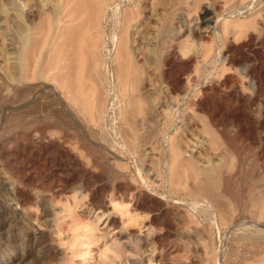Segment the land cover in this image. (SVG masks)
Here are the masks:
<instances>
[{"label":"rangeland","instance_id":"374dc122","mask_svg":"<svg viewBox=\"0 0 264 264\" xmlns=\"http://www.w3.org/2000/svg\"><path fill=\"white\" fill-rule=\"evenodd\" d=\"M1 182L20 264H264V0H0Z\"/></svg>","mask_w":264,"mask_h":264},{"label":"bare ground","instance_id":"6f19581e","mask_svg":"<svg viewBox=\"0 0 264 264\" xmlns=\"http://www.w3.org/2000/svg\"><path fill=\"white\" fill-rule=\"evenodd\" d=\"M169 2V1H168ZM167 1H166V3H168ZM172 2V1H171ZM173 3V2H172ZM146 4V3H145ZM165 4V3H164ZM147 5V4H146ZM145 5V6H146ZM168 5V4H167ZM167 5H164V7H166ZM176 5V4H175ZM139 6V5H138ZM137 7V6H136ZM141 7V6H140ZM168 7V6H167ZM141 9V8H140ZM143 9H145V8H143ZM142 9V10H143ZM153 9V8H152ZM141 10V11H142ZM162 10V9H161ZM175 10H176V7H175ZM172 11V10H171ZM170 11V12H171ZM156 12V11H155ZM169 12V13H170ZM175 13V12H174ZM135 14H136V12H135ZM141 14V13H140ZM157 14V13H156ZM165 15V14H164ZM126 16V15H125ZM140 16V15H139ZM163 16V15H162ZM155 17H159V16H155ZM134 17H133V14H132V12L130 13V14H128L126 17H125V23H126V25L129 27V23L131 22V20L133 19ZM148 18H149V16H148ZM147 18V19H148ZM136 19H137V17H136ZM176 19H177V17H176ZM146 20V19H145ZM151 20V19H150ZM150 20H148V21H150ZM164 20V19H163ZM134 21V20H133ZM135 21H139V19L138 20H135ZM155 21V20H154ZM159 21V20H158ZM162 21V20H161ZM168 21V20H167ZM175 21V20H174ZM174 21H172V22H174ZM151 22V21H150ZM157 22V21H156ZM170 22V21H169ZM176 22V21H175ZM147 24V23H146ZM160 24V23H159ZM162 24V23H161ZM167 24V23H166ZM150 25V24H149ZM156 25V24H155ZM165 25V24H164ZM168 25V24H167ZM148 26V25H147ZM151 26V25H150ZM179 26V25H178ZM183 26V25H182ZM128 27H126L127 29H128ZM132 27V26H131ZM134 27V26H133ZM142 27V26H141ZM145 27V26H144ZM155 28V27H154ZM162 28V27H161ZM126 29V30H127ZM163 29V28H162ZM125 30V29H124ZM149 30V29H148ZM173 30V29H172ZM141 31V30H140ZM139 31V32H140ZM181 31H182V29H181ZM157 33H158V31H156ZM160 32V31H159ZM164 32V31H163ZM179 32V31H178ZM123 33H124V31H123ZM126 33H127V31H126ZM129 33V32H128ZM131 33V32H130ZM145 33V32H144ZM147 33H149V32H147ZM125 34V33H124ZM177 34V33H176ZM123 35V34H122ZM149 35V34H148ZM158 35V34H157ZM21 36V35H20ZM156 36V35H155ZM167 36V35H166ZM172 36H175V35H172ZM179 36V35H178ZM122 38H121V46H122V50H123V52H124V56H125V65H126V67H127V69H129V71H130V69H131V65L133 64V65H135L134 63H133V61H135V57L134 56H136V55H134L133 54V48H132V44H130V42H129V38H128V36L126 35H124V36H121ZM169 37V36H168ZM23 38V37H22ZM137 38V37H136ZM154 39V38H153ZM159 39V38H158ZM161 39V38H160ZM157 40V39H156ZM166 40V39H165ZM164 40V41H165ZM170 40H171V38H170ZM176 40V39H175ZM134 41H135V39H134ZM163 41V40H162ZM167 41V40H166ZM165 41V42H166ZM136 42H137V39H136ZM144 42V41H143ZM160 42V41H159ZM140 43V42H139ZM163 43V42H162ZM162 43H161V46H162ZM172 43V42H171ZM24 46L23 47H25L26 49H27V46H28V38L26 37L25 38V36H24V38H23V43H22ZM143 44V43H142ZM146 44V43H145ZM169 44V43H168ZM174 44V43H173ZM149 45V44H148ZM159 45V44H158ZM120 46V47H121ZM143 46V45H142ZM31 47V46H30ZM119 47V48H120ZM171 47H173V46H171ZM32 48V47H31ZM161 48V47H160ZM169 48V47H168ZM121 49V48H120ZM119 49V50H120ZM148 49V48H147ZM150 49V48H149ZM148 49V50H149ZM158 49V48H157ZM23 50V49H22ZM151 50V49H150ZM153 50V49H152ZM142 51H144V50H142ZM145 51H147V50H145ZM156 51V50H155ZM154 51V53H156ZM22 52V51H21ZM25 52V51H24ZM32 52V53H31ZM29 54H28V56L25 54V53H23V54H21V53H19L18 52V55H17V60H20V65H19V68H20V73H21V71H22V77H24L25 76V78H31L32 80L33 79H35L36 78V82H37V79L39 80V81H42L41 80V78H43L44 77V74H43V72H38V73H36V72H28V70H30V65H32L35 61H36V59H37V56H39L40 55V53L38 54L37 52H34V51H31ZM162 52V51H161ZM148 53H150V52H148ZM160 53V52H159ZM165 53V52H164ZM25 54V55H24ZM31 54V55H30ZM167 54V53H166ZM142 55V54H141ZM153 55V54H152ZM156 55H157V53H156ZM162 55V54H161ZM143 56V55H142ZM146 55L144 54V57H145ZM159 56V55H158ZM157 56V57H158ZM160 57V56H159ZM163 58V57H162ZM123 59H124V57H123ZM149 59V58H148ZM157 59V58H156ZM160 59V58H159ZM154 60V59H153ZM22 61V62H21ZM150 61V60H149ZM135 62H137V60L135 61ZM148 62V61H147ZM154 62V61H153ZM162 62V61H161ZM18 63V62H17ZM84 64V63H83ZM149 64V63H148ZM156 64H157V62H156ZM86 65H87V62H86ZM124 65V66H125ZM141 65V64H140ZM150 66H152V62H151V65ZM18 67V66H17ZM138 67V66H137ZM142 67V66H141ZM125 68V67H124ZM143 68V67H142ZM132 69H133V66H132ZM155 69H157V68H155ZM125 70V69H124ZM142 70V69H141ZM140 70V71H141ZM129 71H127V72H129ZM132 72V71H131ZM160 72V71H159ZM165 73V72H164ZM128 75H130V74H127V76ZM139 76L138 77H140V81H142L143 80V78H142V75L139 73L138 74ZM146 75V74H145ZM152 75V74H151ZM149 76V75H148ZM150 77V76H149ZM149 79V78H148ZM150 80H152V79H150ZM167 80V79H166ZM71 81H72V79H70V82L69 83H71ZM74 81V80H73ZM130 81V80H129ZM132 81V80H131ZM153 81V80H152ZM39 83V82H38ZM73 83V82H72ZM71 83V84H72ZM133 83V82H132ZM74 84H75V82H74ZM155 84V83H154ZM169 84V83H168ZM136 84H134V86H135ZM73 86H75V85H73ZM137 86H139V85H137ZM142 86V85H141ZM140 86V87H141ZM137 88V87H136ZM145 98V97H144ZM139 109H141V108H139ZM35 136V135H34ZM79 139V138H78ZM70 152V151H69ZM75 158V157H74ZM71 159H73V158H71ZM72 161V160H71ZM74 162V161H73ZM79 166V165H78ZM202 169V168H201ZM202 175H203V182H201V186L200 187H198V188H200V191H202V193H204L206 196H208L210 199H212V200H217L216 199V196L215 195H213V194H211V192H209V190L211 189V188H214V186H216V184H217V181H216V179H215V177H214V175H213V173H214V171L213 170H210V168L209 169H203L202 171ZM199 174V173H198ZM72 177V176H71ZM198 178H199V175H198ZM196 179V178H195ZM2 181V180H1ZM4 181V180H3ZM3 182H1L0 184H2ZM199 183H197L196 184V186L198 185ZM1 187V186H0ZM4 187V186H3ZM3 189V188H2ZM1 189V190H2ZM212 190V189H211ZM198 192V191H197ZM4 194V193H3ZM2 194V195H3ZM219 195V194H218ZM217 195V196H218ZM4 196V198H6L5 197V195H3ZM18 196V195H17ZM24 197V196H23ZM2 198V197H1ZM0 198V199H1ZM15 199V198H14ZM18 199V200H17ZM17 199H16V201H17V203H20V200H19V198L17 197ZM20 199H23L22 197L20 198ZM24 200H27V199H24ZM29 200V199H28ZM27 200V201H28ZM220 200V199H219ZM23 201V200H22ZM4 202V201H3ZM24 202V201H23ZM22 202V203H23ZM216 202V201H215ZM217 202H218V200H217ZM6 202H4V204H5ZM28 203V202H27ZM24 204V203H23ZM29 204V203H28ZM7 205H9V204H7ZM22 206H25V205H22ZM7 209H8V211L7 212H5L4 213V217L3 218H1L0 220V264H20V262H22V260H24L25 259V257H26V255H27V252H29V250L32 248V247H30L29 245H31V246H33V245H35V244H39V242H40V240H39V236H38V232L39 231H37L35 228H33V226H31V225H29V223H28V221L23 217L24 215H20V211H19V209H16V208H13L11 205L10 206H7L6 207ZM47 208V207H46ZM45 208V209H46ZM6 210V209H5ZM28 211V210H27ZM46 211V210H45ZM44 211V212H45ZM48 211V210H47ZM46 214V213H45ZM43 215V214H42ZM24 228H26V230H24V235H22L21 234V231H23V229ZM27 230H29V233H27L26 231ZM23 233V232H22ZM39 235H41V234H39ZM42 236H44V235H42ZM41 236V237H42ZM41 239V238H40ZM45 238L43 237V239L42 240H44ZM45 242V241H44ZM40 243H43V242H40ZM36 246V245H35ZM39 247V246H38ZM33 250V249H32ZM37 253V252H36ZM38 258V257H37ZM37 260V259H36ZM34 261V260H33ZM36 262V261H35ZM25 263V262H24ZM39 263V262H38Z\"/></svg>","mask_w":264,"mask_h":264}]
</instances>
